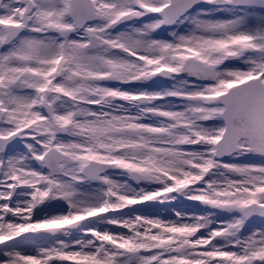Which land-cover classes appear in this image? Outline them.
I'll return each instance as SVG.
<instances>
[{"label":"snow or ice","instance_id":"6c2138e0","mask_svg":"<svg viewBox=\"0 0 264 264\" xmlns=\"http://www.w3.org/2000/svg\"><path fill=\"white\" fill-rule=\"evenodd\" d=\"M0 264H264V0H0Z\"/></svg>","mask_w":264,"mask_h":264}]
</instances>
